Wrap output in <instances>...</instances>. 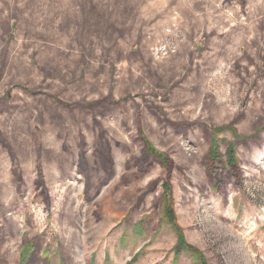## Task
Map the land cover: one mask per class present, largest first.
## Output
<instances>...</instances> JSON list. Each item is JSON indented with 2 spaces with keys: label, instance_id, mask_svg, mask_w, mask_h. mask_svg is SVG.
Returning a JSON list of instances; mask_svg holds the SVG:
<instances>
[{
  "label": "rangeland",
  "instance_id": "1",
  "mask_svg": "<svg viewBox=\"0 0 264 264\" xmlns=\"http://www.w3.org/2000/svg\"><path fill=\"white\" fill-rule=\"evenodd\" d=\"M167 177L207 264H264V0H0V264H174Z\"/></svg>",
  "mask_w": 264,
  "mask_h": 264
},
{
  "label": "trees",
  "instance_id": "2",
  "mask_svg": "<svg viewBox=\"0 0 264 264\" xmlns=\"http://www.w3.org/2000/svg\"><path fill=\"white\" fill-rule=\"evenodd\" d=\"M143 138V136H142ZM144 154L148 155L149 157L154 158L158 164L166 171V174H170L171 171V161L167 156L157 152L152 145L147 141L144 140ZM225 164L223 166L228 172L232 175H235L238 170L237 164V156L235 152V148L232 144H227L225 147ZM207 162L214 166V164L222 165L221 159L222 157L219 154V149L217 144L213 141L210 143L209 153L207 155ZM161 203H162V222L166 226H169L176 236V244L173 248L174 254V264L176 261L181 257L182 254H189L192 256L193 260L196 264H207L204 260L202 254L192 246L188 245L184 239V236L176 224V217L173 210V200H172V189L168 180L162 184V192H161ZM26 249L21 252V255H25Z\"/></svg>",
  "mask_w": 264,
  "mask_h": 264
}]
</instances>
